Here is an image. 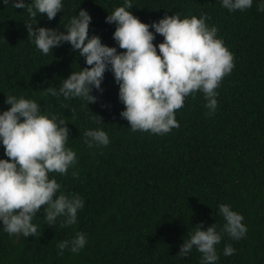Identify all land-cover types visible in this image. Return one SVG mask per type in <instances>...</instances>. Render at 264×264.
Segmentation results:
<instances>
[{
    "label": "trees",
    "instance_id": "trees-1",
    "mask_svg": "<svg viewBox=\"0 0 264 264\" xmlns=\"http://www.w3.org/2000/svg\"><path fill=\"white\" fill-rule=\"evenodd\" d=\"M62 2L53 19L44 13L32 18L34 27L66 31L71 16L84 8L92 18L88 34L123 51L112 37L115 24L105 21L123 0ZM11 3H0V111L9 107L7 95H23L67 120L68 146L78 162L66 174L49 175L63 191L78 193L84 207L76 224L61 226L57 220L49 226L42 205L34 218L36 236H10L0 228V264H200L195 247L181 257L179 246L195 225L223 223L220 203L243 215L247 233L239 240L224 235L216 246V264H264V12L257 11L256 0L251 8L231 12L220 0H132L133 15L149 24L165 14L205 13L206 23L217 27L233 53L234 67L217 88L216 110L207 114L203 93H190L175 110L179 126L159 135L132 131L120 116L124 105L110 70L102 91L92 90L97 99L89 104L46 93L88 65L68 42L41 53L27 34L26 8ZM162 40L156 34L153 43ZM95 127L108 133L107 146L89 148L83 142L85 129ZM0 157L7 158L2 145ZM77 231L86 234L84 248L57 255L56 244ZM229 243L236 251L225 256Z\"/></svg>",
    "mask_w": 264,
    "mask_h": 264
},
{
    "label": "clouds",
    "instance_id": "clouds-1",
    "mask_svg": "<svg viewBox=\"0 0 264 264\" xmlns=\"http://www.w3.org/2000/svg\"><path fill=\"white\" fill-rule=\"evenodd\" d=\"M0 3L8 5L9 0ZM220 4L230 12L244 11L252 7L253 0H220ZM11 7L26 8L30 17L25 22L27 34L41 53L47 54L68 42L88 65L72 71L58 88H45L46 93L63 96L65 100L80 98L89 104L97 99L92 90L102 91L104 73L110 70L124 105L120 116L128 121L132 131L159 135L178 127L175 110L182 107L190 93L197 91L204 95L207 114H212L217 108L220 81L234 67L233 53L217 35V27L206 23L205 13L199 17L165 14L149 24L133 15L132 0H123L105 17L106 22L115 24L112 37L123 49L117 51L116 46L102 43L99 35L88 34L92 18L84 8L71 16L64 27L66 31H60L34 27L36 20L32 18L44 13L49 20L53 19L63 7L62 0H12ZM256 7L258 12H264V0H256ZM156 34L162 35L163 40L154 44ZM5 103L9 107L0 111V145L7 157H0V228L10 236L38 235L34 218L42 205L49 226L57 220L61 226L76 224L84 200L78 193L63 191L55 176L49 175L66 174L78 162L76 151L68 146L67 120L42 110L36 100L23 95H7ZM83 138L89 148L110 143L108 133L101 127L85 129ZM72 175L78 172L73 170ZM218 211L223 223L214 222L206 228L195 225L180 244L179 256H187L195 247L201 253L200 264H216V246L224 235L233 240L246 235L247 225L242 223L241 213L228 203H220ZM86 242V234L77 231L56 244L57 255H63L65 249L78 253ZM235 251L229 243L222 253L229 256Z\"/></svg>",
    "mask_w": 264,
    "mask_h": 264
}]
</instances>
